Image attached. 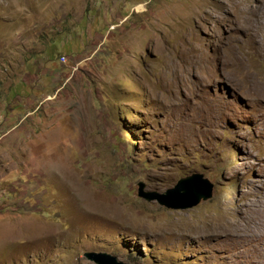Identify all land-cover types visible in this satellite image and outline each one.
Segmentation results:
<instances>
[{
	"label": "rangeland",
	"instance_id": "obj_1",
	"mask_svg": "<svg viewBox=\"0 0 264 264\" xmlns=\"http://www.w3.org/2000/svg\"><path fill=\"white\" fill-rule=\"evenodd\" d=\"M243 9L264 48V0H0V264H264ZM195 173L212 196L191 208L138 195Z\"/></svg>",
	"mask_w": 264,
	"mask_h": 264
},
{
	"label": "water",
	"instance_id": "obj_2",
	"mask_svg": "<svg viewBox=\"0 0 264 264\" xmlns=\"http://www.w3.org/2000/svg\"><path fill=\"white\" fill-rule=\"evenodd\" d=\"M138 195L147 201L157 200L161 205L171 209H187L197 205L202 199L212 196V183L203 174L195 173L182 177L178 183L165 192L147 190L143 181L138 183ZM87 258L98 264H132L109 253L86 252Z\"/></svg>",
	"mask_w": 264,
	"mask_h": 264
},
{
	"label": "bare ground",
	"instance_id": "obj_3",
	"mask_svg": "<svg viewBox=\"0 0 264 264\" xmlns=\"http://www.w3.org/2000/svg\"><path fill=\"white\" fill-rule=\"evenodd\" d=\"M252 10H257V8H255V7H253L252 8ZM257 11H261V9H258ZM243 12L245 13L244 15L246 16V22L244 23V24H242V25H244L245 26V28H246V31H247V34H248V38H249V40L252 42V44L254 45V47L255 48H257V50L258 51H263V47L261 46V43H258V44H256V43H254L255 42V35L257 34V32H258V29H260V26H261V24H262V22H261V20H259V19H256L255 17L256 16H254L250 11H246L245 9H243ZM251 22H253V23H251ZM221 41V40H220ZM231 46H235L233 43H231L230 44V47L228 48L229 49V51H230V55H233V54H231V52L234 50L235 51V49H233V48H231ZM226 49V48H225ZM225 51V50H224ZM228 53V52H227ZM226 53V54H227ZM236 53V52H235ZM263 54H264V51L262 52ZM229 54V53H228ZM218 55L216 54V56H215V58L217 57ZM235 55H233L232 56V60H235ZM192 63V62H191ZM193 64V63H192ZM191 64V65H192ZM197 64V63H196ZM193 66H195V65H193ZM211 68V67H210ZM193 69V68H192ZM248 70V69H247ZM247 72V71H246ZM248 73V72H247ZM246 74V73H245Z\"/></svg>",
	"mask_w": 264,
	"mask_h": 264
},
{
	"label": "built area",
	"instance_id": "obj_4",
	"mask_svg": "<svg viewBox=\"0 0 264 264\" xmlns=\"http://www.w3.org/2000/svg\"><path fill=\"white\" fill-rule=\"evenodd\" d=\"M65 59H66V58L63 56V57H62V60L64 61Z\"/></svg>",
	"mask_w": 264,
	"mask_h": 264
}]
</instances>
